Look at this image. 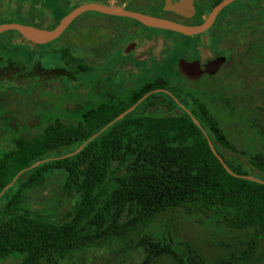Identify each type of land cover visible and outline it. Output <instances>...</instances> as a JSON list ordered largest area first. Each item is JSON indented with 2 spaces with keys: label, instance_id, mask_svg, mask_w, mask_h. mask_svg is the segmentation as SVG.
I'll use <instances>...</instances> for the list:
<instances>
[{
  "label": "trees",
  "instance_id": "16d2710c",
  "mask_svg": "<svg viewBox=\"0 0 264 264\" xmlns=\"http://www.w3.org/2000/svg\"><path fill=\"white\" fill-rule=\"evenodd\" d=\"M62 54H68L67 48ZM69 57L82 66L76 56ZM105 121L98 122L89 108L76 122L54 121L36 135L14 137L13 147L0 155V199L5 197L0 262L20 253L23 258L15 264H57L73 251L118 238L121 251L142 246V264L162 254L173 255L178 264H206L198 253L181 256L169 242L140 233L156 215L175 207L209 213L230 229L249 230L239 253L240 258L249 256L264 233V183L231 174L211 151L207 138L232 171L249 173L219 151L218 145L238 149L199 95L190 111L132 110L102 127ZM81 143L77 151L61 155ZM35 160L40 161L31 165ZM247 160L264 179V152L250 153ZM53 170L63 173V192L77 195L72 215L59 221L33 214L25 204L24 191L42 184ZM228 262L223 258L216 264Z\"/></svg>",
  "mask_w": 264,
  "mask_h": 264
},
{
  "label": "rangeland",
  "instance_id": "374dc122",
  "mask_svg": "<svg viewBox=\"0 0 264 264\" xmlns=\"http://www.w3.org/2000/svg\"><path fill=\"white\" fill-rule=\"evenodd\" d=\"M87 1L111 5L126 1L125 8L131 10L147 7L148 2L0 0V21L11 20L48 29L72 6ZM200 3L207 10L211 1L200 0ZM236 9L239 10L230 14L231 23L226 30L221 31L222 25L217 27L218 38L213 45L217 53L219 47H232L230 58L223 60L212 75L197 81L187 80L183 85L197 88L199 98L238 149L233 151L218 145L219 151L232 162L239 161L249 174L256 176L258 171L248 162L247 155L264 152V0H232L224 5L220 14ZM116 16L83 10L56 37L36 44L17 34L15 29L0 31V41L9 38L11 42L25 41L30 45L6 43L0 46V155L13 147L14 137H31L54 121L76 122L94 105L92 46L96 40L97 22L99 19L112 21ZM202 33L201 37L197 32L185 38L194 41L200 37L204 42L207 39L212 43L214 30L207 29ZM62 48H67L66 56H63ZM70 54L89 67H80L76 60L70 59ZM159 109L148 113H172L163 111L161 106ZM67 149L69 147L61 150ZM62 177V171H50L42 184L24 191L25 204L33 214L56 221L72 215L77 195L63 192ZM14 189L15 185L9 192ZM4 200L5 197L0 199V205ZM140 233H149L153 239L169 242L181 256L188 252L198 253L206 264H216L223 258L229 259L227 264H264V233L249 256L240 258L239 253L250 231L230 229L217 223L215 216L209 213L175 207L156 215ZM131 237L136 238L137 233ZM121 245L118 238L105 239L73 251L60 258L57 264H142V246L134 245L121 251ZM22 258V254L13 253L4 257L0 264H15ZM145 264L178 263L173 255L162 254Z\"/></svg>",
  "mask_w": 264,
  "mask_h": 264
},
{
  "label": "flooded vegetation",
  "instance_id": "af4514ba",
  "mask_svg": "<svg viewBox=\"0 0 264 264\" xmlns=\"http://www.w3.org/2000/svg\"><path fill=\"white\" fill-rule=\"evenodd\" d=\"M210 1L209 8L204 10L200 0H188L184 7L185 13L166 7L165 0H148L147 7L133 10L184 24H195L207 15L214 4V0ZM120 4L125 7L126 1H121ZM223 7L217 11L211 24L198 32L201 37V34H204L203 31L210 29L213 32L214 30L212 43H209L207 39L204 42L200 37L194 41L186 39V36L194 33L185 34L166 27L148 25L127 15L116 14V18L112 21L99 19L95 32L96 40L92 46L94 62L91 83L94 105L89 108H93L98 122L106 120L102 127L108 126L113 121L111 115L118 108L128 104L144 88L147 89L143 93L154 90L149 91L127 112L134 110L135 114H148L150 111L160 110V106L163 111L172 113L179 112L181 109L190 111L195 104L198 90L192 86H184L183 83L212 75L218 70L223 60L230 58V53L233 51L230 46L219 47V53L213 49L218 38L217 27L222 25L221 31L226 30L231 23L230 14L239 10H226L220 14ZM220 20L221 23H219ZM173 33H179L181 36ZM17 34L23 36L19 32ZM6 43H24L30 47L28 42L15 43L9 41V38L1 40L0 46ZM229 47L228 54H225L224 51ZM84 54L85 51L82 52V55ZM216 57L220 60L216 70L201 71L194 78H190L179 68L181 59L196 60L198 64H202ZM78 59L83 69L89 67L84 66L85 63ZM147 96L148 98L145 99Z\"/></svg>",
  "mask_w": 264,
  "mask_h": 264
},
{
  "label": "water",
  "instance_id": "95a60500",
  "mask_svg": "<svg viewBox=\"0 0 264 264\" xmlns=\"http://www.w3.org/2000/svg\"><path fill=\"white\" fill-rule=\"evenodd\" d=\"M230 1L232 0H218L216 3L212 5L207 15L203 18V20L195 24H184V23L176 22V21H173L167 18L150 15V14L139 12L136 10L127 9L123 7L122 5H116V4L111 5V4H106V3L99 2V1H87V2L79 3V4L72 6L68 11H66L64 14H62L59 17L57 22L52 27L48 29H43V28H39V27L32 26L29 24L19 23L16 21H4V22H0V31L4 29H16L20 34H22L27 39L33 42L42 43L60 34L63 31V29L67 26V24L71 21V19L74 18L79 12L86 10V9H92V10H97V11L105 12V13L131 16L148 25L166 27L169 29L180 31L185 34H191V33L202 31L205 28H207L211 24L217 11L221 9L224 5L229 3ZM187 2L188 0H165V6L168 8H172L178 12L185 13L184 7ZM219 62H220L219 57L208 60L202 64H198L196 60L186 61V60L181 59L179 61V68L182 72H184L190 78H194L201 71L216 70V68L219 65ZM151 90H154V89H151ZM149 91L143 93L131 105L127 106L125 109H123L118 114H116L113 119H117L121 117L128 110L132 109L133 106L138 101H140V99L143 98ZM186 111L188 110L186 109ZM191 118L196 124L199 125L197 119L194 116L191 115ZM207 142H208V145L211 151L216 155L220 163L224 166V168L228 172L236 176L245 177L248 179H252V180L264 183L263 178L257 177L249 173H236L232 171L226 165L221 155H219L216 152L214 146L212 145V141L209 138H207ZM82 144L83 143L78 145L72 151H68L61 155L64 156L65 154H70L72 152L77 151L81 147ZM39 161L40 160H35L34 162H32L31 165H35ZM6 186L7 184L4 185L1 191Z\"/></svg>",
  "mask_w": 264,
  "mask_h": 264
},
{
  "label": "crops",
  "instance_id": "0c3cea01",
  "mask_svg": "<svg viewBox=\"0 0 264 264\" xmlns=\"http://www.w3.org/2000/svg\"><path fill=\"white\" fill-rule=\"evenodd\" d=\"M120 4V3H119ZM121 5V4H120Z\"/></svg>",
  "mask_w": 264,
  "mask_h": 264
}]
</instances>
